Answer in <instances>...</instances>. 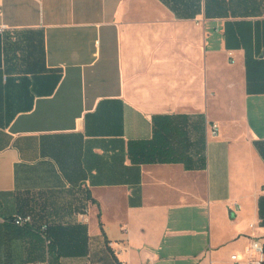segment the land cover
I'll return each mask as SVG.
<instances>
[{
	"label": "crops",
	"instance_id": "1",
	"mask_svg": "<svg viewBox=\"0 0 264 264\" xmlns=\"http://www.w3.org/2000/svg\"><path fill=\"white\" fill-rule=\"evenodd\" d=\"M160 116L185 162L135 163ZM260 236L264 0H0V264H235Z\"/></svg>",
	"mask_w": 264,
	"mask_h": 264
},
{
	"label": "trees",
	"instance_id": "2",
	"mask_svg": "<svg viewBox=\"0 0 264 264\" xmlns=\"http://www.w3.org/2000/svg\"><path fill=\"white\" fill-rule=\"evenodd\" d=\"M154 128L152 139L130 144L132 161L135 163L185 162L184 158L188 155L187 130L180 120L172 116H160L156 118ZM46 225L47 229L44 233L49 240L48 246L54 249L55 245L49 236V225Z\"/></svg>",
	"mask_w": 264,
	"mask_h": 264
},
{
	"label": "built area",
	"instance_id": "3",
	"mask_svg": "<svg viewBox=\"0 0 264 264\" xmlns=\"http://www.w3.org/2000/svg\"><path fill=\"white\" fill-rule=\"evenodd\" d=\"M212 134L214 136L218 135V125L213 124L212 126ZM80 220L87 222L88 215L87 212H80L79 214ZM33 222V218L31 215H21L18 214L13 218V223L17 227H23L26 225H30ZM47 229V225L42 226V233H44ZM45 235V233H44ZM49 244V240H47ZM231 259L235 264H264V238L263 237H255L251 240L249 246L246 248V259H240L237 254H233ZM49 264V263H45Z\"/></svg>",
	"mask_w": 264,
	"mask_h": 264
}]
</instances>
